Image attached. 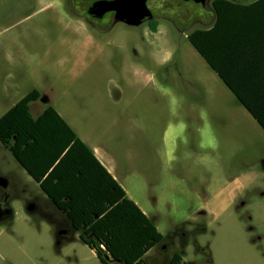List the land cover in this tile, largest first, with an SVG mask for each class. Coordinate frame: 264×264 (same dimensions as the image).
<instances>
[{
    "label": "rangeland",
    "instance_id": "rangeland-1",
    "mask_svg": "<svg viewBox=\"0 0 264 264\" xmlns=\"http://www.w3.org/2000/svg\"><path fill=\"white\" fill-rule=\"evenodd\" d=\"M211 3L183 1L192 25L154 33L87 26L58 0H0V116L37 88L87 129L168 236L148 252L156 264L175 251L193 264H264V130L189 40L214 21ZM0 173L20 180L0 264H102L79 233L57 247L62 214L1 141Z\"/></svg>",
    "mask_w": 264,
    "mask_h": 264
},
{
    "label": "trees",
    "instance_id": "trees-1",
    "mask_svg": "<svg viewBox=\"0 0 264 264\" xmlns=\"http://www.w3.org/2000/svg\"><path fill=\"white\" fill-rule=\"evenodd\" d=\"M211 1L214 25L194 30L189 40L264 130V0ZM41 97L35 88L0 117V141L66 213L72 232H79L102 264H156L148 252L164 250L168 236L54 106L32 115L30 103ZM168 264L188 263L175 251Z\"/></svg>",
    "mask_w": 264,
    "mask_h": 264
},
{
    "label": "flooded vegetation",
    "instance_id": "flooded-vegetation-1",
    "mask_svg": "<svg viewBox=\"0 0 264 264\" xmlns=\"http://www.w3.org/2000/svg\"><path fill=\"white\" fill-rule=\"evenodd\" d=\"M99 1L102 0H58V3L64 4L65 8H67L75 17H78L87 26L95 27V25H98L105 30H112V28L118 24L127 26H140L147 23L149 28L154 33H158L161 24L174 26L183 24L185 25V28H188L189 24L192 25V15L190 14V11L186 10L184 8L185 6H183V1L192 0H180L179 3H175V0H147V6L150 9L152 15L146 16L138 25H130L126 21L119 20L116 16V11L113 10L107 11L100 16L95 14L92 9ZM0 175L7 178V186L0 185V204H2L4 207L11 206L10 202L8 204V201L6 200L10 201L12 193L17 190L15 177L13 175H4L1 173ZM11 219L0 222V224ZM58 223L60 228H65L68 230L69 233L66 236L74 234L72 232L70 221H58ZM163 248H165V245H163Z\"/></svg>",
    "mask_w": 264,
    "mask_h": 264
},
{
    "label": "crops",
    "instance_id": "crops-1",
    "mask_svg": "<svg viewBox=\"0 0 264 264\" xmlns=\"http://www.w3.org/2000/svg\"><path fill=\"white\" fill-rule=\"evenodd\" d=\"M239 2H244V3H249L250 1H253V0H249V1H241V0H238ZM212 4V3H211ZM213 8V7H212ZM213 11V13H214V9L212 10ZM215 20H216V16H215V13H214V21L213 22H211L207 27H205V28H201V29H210L213 25H214V22H215ZM215 72V71H214ZM216 73V72H215ZM217 74V73H216ZM218 75V74H217ZM219 77V76H218ZM220 78V77H219ZM221 79V78H220ZM221 81H222V79H221ZM223 82V81H222ZM224 83V82H223ZM225 84V83H224ZM35 89V88H34ZM37 89V88H36ZM33 90V89H32ZM31 90V91H32ZM39 90V89H38ZM230 90V89H229ZM30 92V91H29ZM28 92V93H29ZM232 92V91H231ZM27 93V94H28ZM41 93L44 95V97H41L39 100H36V101H33V102H31L30 103V111H31V113H32V115L35 117V118H37L39 115H41L43 112H44V110L46 109V107L47 106H49V105H52V106H54L53 105V103H52V101H51V99L49 98V96H47V94H45V92H43V91H41ZM25 96V95H24ZM23 96V97H24ZM22 97V98H23ZM21 98V99H22ZM21 99H19L18 101H20ZM41 100H43V101H41ZM17 101V102H18ZM16 102V103H17ZM42 102H44V104L42 103ZM15 103V104H16ZM15 104H13L9 109H11ZM55 107V106H54ZM56 108V107H55ZM8 109V110H9ZM7 110V111H8ZM33 110H35L34 112H33ZM56 110L58 111V113L61 115V117L68 123V125L76 132V134L78 135V137L89 147V148H91V150L93 151V153L95 154V156L99 159V161L102 163V165H104V167L107 169V171L112 175V177L124 188V190L126 191V193H127V196L128 197H130L131 199H133L139 206H140V204L138 203V201H136L133 197H132V195L129 193V191L126 189V187H125V185L120 181V179H119V174H121L119 171H118V169H117V164H116V162H115V160H114V158L112 157V155L105 149V148H103V147H101V146H99V145H97V144H93L92 143V140H91V137H90V133H89V131L87 130V129H85V128H82V127H80L79 129L76 127V125L74 126L71 122H70V120L69 119H67L61 112H60V110L58 109V108H56ZM6 111V112H7ZM5 112V113H6ZM3 115V114H2ZM1 117V116H0ZM83 129V130H82ZM13 155V154H12ZM15 158V157H14ZM16 159V158H15ZM17 160V159H16ZM18 162V161H17ZM19 163V162H18ZM20 164V163H19ZM20 166L23 168V170L26 172V174L28 175V177L33 181V182H35L40 188H41V186H40V183H38L35 179H34V177L20 164ZM119 173V174H118ZM17 175V174H16ZM16 175H14V177H15V181H16V188L18 189V183H19V176H16ZM29 179V180H30ZM42 189V188H41ZM42 191L44 192V194L47 196V198H48V202L49 203H51V204H53V206L56 208V210L58 211V213H61L62 214V217H60L59 219H58V221H66V220H68L67 219V216H66V213L64 212V211H62V210H60V209H58L56 206H55V204L52 202V200L50 199V197L48 196V194L42 189ZM12 197V196H11ZM12 199L13 198H10V202L12 201ZM241 200V199H240ZM240 200L239 199H235V201L233 202V206H235V208H236V210L238 211V214L240 215V217H242L243 216V214L244 213H246V212H243V210L242 209H240L241 207H240ZM140 208L142 209V207L140 206ZM143 210V209H142ZM144 211V210H143ZM145 212V211H144ZM146 213V212H145ZM147 214V213H146ZM53 215V214H52ZM148 215V214H147ZM149 216V215H148ZM150 217V216H149ZM152 220H153V222L156 224V221L152 218V217H150ZM69 221V220H68ZM156 226H157V224H156ZM157 228H158V226H157ZM159 229V228H158ZM74 234H73V236L72 237H74L75 235H76V233H79L78 231H75V232H73ZM254 242H256V243H258L257 241H254ZM259 245V244H258ZM260 246V245H259ZM156 248V247H155ZM155 248H153V249H155ZM152 249V250H153ZM93 250V249H92ZM152 250H150V251H152ZM93 251H95V250H93ZM96 253V252H95ZM183 258H184V256H183ZM185 261V260H184ZM186 263H188V264H193V263H189V262H187V261H185Z\"/></svg>",
    "mask_w": 264,
    "mask_h": 264
},
{
    "label": "water",
    "instance_id": "water-1",
    "mask_svg": "<svg viewBox=\"0 0 264 264\" xmlns=\"http://www.w3.org/2000/svg\"><path fill=\"white\" fill-rule=\"evenodd\" d=\"M196 3L206 4L211 0H192ZM236 1V0H232ZM116 11V16L119 20L126 21L130 25H138L146 16H151L152 13L147 6V0H102L97 2L92 11L97 15H102L107 11ZM264 166V162H263ZM0 185L7 186V178L0 175ZM7 203L9 204V200ZM26 210L33 214L39 211V205L36 201H30ZM13 217V208L11 206L4 207L0 204V222H4ZM68 230L60 228L57 231L56 245L60 247L62 239L68 234ZM166 247V245H165Z\"/></svg>",
    "mask_w": 264,
    "mask_h": 264
}]
</instances>
